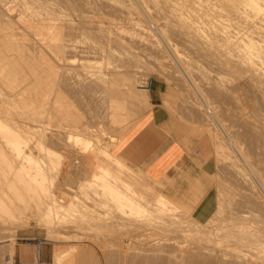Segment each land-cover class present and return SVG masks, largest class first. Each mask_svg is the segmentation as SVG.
Returning a JSON list of instances; mask_svg holds the SVG:
<instances>
[{
	"label": "rangeland",
	"instance_id": "rangeland-1",
	"mask_svg": "<svg viewBox=\"0 0 264 264\" xmlns=\"http://www.w3.org/2000/svg\"><path fill=\"white\" fill-rule=\"evenodd\" d=\"M106 1H108V2H106L105 4L102 2V0L101 1H99V0H73L74 3H71V0H64V1L62 0V4H61V0L57 1L59 4H57V2H56V5L57 6L61 5V7L59 8L60 10L57 9V7H54L55 8L54 12L57 11V13L59 14V11L60 12L62 11L63 14L65 13L63 16V15H61L62 14V12H61L59 16H61V18L64 17L66 21L64 20V18L61 19L60 17H58L57 16L58 14L55 13L54 14L55 23H57L58 28H59V26H60V28L61 27L64 28V26L65 27L67 26V24L63 23V21H65V23H69L70 28L68 26L66 28H67V30L69 28L70 32H68L69 30L67 31L66 28H64V29L61 28L62 31L66 30V31H63V32H65L64 36H62L63 35L62 31H59L60 32V39L59 40H63V41L60 42V41L56 40L55 42H56V44H57V42H58V44L59 43L61 44L63 42L62 43L63 45H67L68 50H70V54L75 53L74 55L69 54L70 59H71V56H72V59H76V60L70 61V63H69V59H61L58 61V63L61 61L59 63V64H61L60 66L64 65L66 67V65H69L67 67H69L72 70L76 66L80 70L85 68L84 70L94 71V70L100 69L99 67H102V65H105V66H103L101 69H105V67L107 66L106 63H108V62L111 63L110 61H114L113 63H115L116 66L120 65L121 64L120 60L117 57V56H119L118 54L120 52V48L116 47L117 45H115V43L111 44L110 40H108L106 37L103 38V35L100 34L98 36V34L101 31H104L105 29H106V31L110 32L112 35H113L114 31H116V30H120L123 33L129 34L134 29V24L130 25L129 23H135L136 22V24L140 23V25L144 24L142 26H147L149 28V30H151L152 33H154L153 35L155 36L154 39H155L156 43H158L157 41H159V43L157 44L158 46L156 45L155 46L156 48L153 46V47H147L144 49V48H140L138 46L136 47V45H129L127 47L128 50L127 49L126 50L130 51V52L133 51L137 55V57L139 58L136 60V61L139 60V62L138 63L136 62L134 65V66H136L135 71L137 73L135 75H133L130 80L126 79L127 77L122 76V75H121V77L119 75L120 78L116 77V79H114L113 77H111V78L108 77L107 81H109V80L113 81V80H111L113 78L114 81L115 80L118 81L115 85H117V84L118 85L115 87V85L112 84V86H111L112 82L109 81L110 83L108 84L109 86L106 88L107 90L105 89L106 91L104 89L102 91V86H97V84L95 85V83L90 82L91 84L89 83L90 84L89 86L94 85V87L93 86L92 87L96 88V89H92L91 87L88 86L89 92H91V93H88V91H87L88 89L86 90L87 93H85L86 91H83V92L87 95H90V94H91V96L93 95L92 101L89 100V99H91V97H89L85 94H84L85 96L84 95L81 96V94H83V93L80 91L74 92V93L72 91H70L68 93L66 92L67 95L66 94L63 95L65 98H67V100L69 99L68 102H70V103L72 102L71 104L75 103V105H73V106H71V104L69 103L70 104L69 110H71V112L74 111L75 113L77 112L76 110H78L77 114L81 116L83 122L86 121L85 122L86 125L89 123L87 125V127L90 128L92 131H94L92 133L93 135L91 134L89 136V133L88 134L83 133V132L80 133L79 131L77 133L76 129L72 128L69 123L68 124L65 123L64 125H66V126L63 125L61 128L58 126L55 127V124L53 122L54 119H51L52 117L49 118L51 116V114L54 113V108L52 106L53 99L51 98V97H53L52 96L53 91H51L52 89L49 92V94L51 93L52 95H50V98L47 97V99H49L48 100L49 104L51 103L50 108L52 107V109H50V111H49V108L47 106V108H48L47 112L49 114H47V115L44 114L43 116L40 115L43 118L42 117L36 118L35 121H31V119H30L32 114L30 115L28 120H25L26 115L23 116L24 122L22 121V123H24V125H25L24 126L25 130H26V128L29 129L28 130L29 133H25L26 135H28L27 141L29 139V141H28L29 146L27 144L26 147L24 148L25 149L24 151H25V153H28L29 155L31 153V156L34 155L33 157H35V159L38 158L37 161L39 160L38 162H40L39 164H41V166L39 164L38 165L44 170L43 171L41 169V171H42L41 175L44 174V177L46 175V177H45L46 181L44 184L46 185V188L48 187L49 190L47 189L48 190L47 193H45L42 189L40 190V192L38 191L39 197H37L38 199H37L36 203L38 205V210H40V211L37 212L36 218H34V219L32 218L31 220H29V223L26 225L19 226V227H16L14 229L12 228L13 230H11V229L0 230V264H14V258H15V255L17 253L18 247L21 248L22 257H25L27 254L32 256L33 259L28 261V262H30L28 264L33 263L35 260L36 250H35V247H30V245L28 246V244H26V242L28 240H30L31 243H36L38 239H41L43 241L42 244L47 247V251H48V255H49L48 262L50 264H52V263L55 264L56 258L58 256L63 257L62 263H60V264H212V263L217 264L218 261H214V260L205 258V256L197 255V254H195L194 250L191 248H192V246L195 247L194 243H198L197 238L202 239L201 237H203V234L201 236V234L197 232V229H198V226L200 225V222L202 221L201 224L205 225L207 220L211 219V218H209V216L210 215L213 216L215 214V212L217 213L218 210L221 213L227 215V219L229 221L227 219H225V220H226V222H230V225H231L230 227L232 229L234 228V227H232L234 224H237V223L239 224V222H240L242 225L249 227V229H251V232L254 233V231H255L256 233H254V235L260 233L259 234V236L261 235L260 238L258 237V235L257 236L253 235L252 237H253V239H255L254 237L259 238L258 241L259 242L261 241L260 243L264 244L263 243V241H264V218H263L264 217V183H263L264 182V149H263L264 148V145H263L264 144V138H263L264 135H263V137L261 136L262 134H264V128L260 130V128L264 127V112H263L264 111V108H263L264 105L261 101V97L256 96V95H258V93H257V91H255V89H253L249 85L247 86V84L245 82L240 81L241 87L239 86L238 88H236V90L235 89L232 90V93H234L235 95H237V92L239 93L236 97H237V100H240V102L239 101H236V102L230 101V97H229L230 88H226L227 91L224 89L225 94L222 93V97L220 100L219 97L217 96V93H216V91H217L216 82L218 81L216 79L217 78L216 73L218 74V76H220V75L224 76V73L227 74V75L225 74L226 76H230V73L228 75V72H226L227 70L222 69L224 67L221 64V61L217 60L218 57L220 59V51H218V52L216 51L219 48H217L215 50V53L217 52V54H213L216 57L212 56L211 58L207 57V59H206L205 58L206 56L204 55V49H202L204 47H202V45L200 43L192 42V43H194V45H193V44H191V42H189V40H187L185 38H184L185 41L180 42V41H182L183 38L181 39L180 37H176V35H171V33L169 32L167 37L170 38V40H171V42H173V44H176L177 50H179L178 53H180L181 56L182 57L184 56V58H185V60H182V62H181L183 65L182 64L181 65L183 67L185 66V68L187 67V70L191 71L190 72L191 77H189V76L186 77V75L181 70L180 62H178V60L175 59V57L172 55V53L169 51V49L161 41V39H160L161 37L158 35V32L155 28L156 23L154 22V19H156L155 17H157V15H158L157 19L167 16L168 19H166V20L169 22L171 21V19L168 17L169 12L167 10H162V12H160L161 13L160 15L159 14H153L154 19L151 20L144 14V12L142 10L143 6L148 5V4H149L148 6H150L149 0L148 1L147 0L146 1L141 0L143 2L145 1L146 3L145 2L142 3L140 0H139V2H138V0H132V1L125 0L124 2L122 0H120L122 3H124V4L126 3V5H127V6L126 5L123 6V4H121L119 2V4H121V6L124 7V9L126 7H129L127 9H125L123 13L118 12L114 8L111 7L112 3H113V5L115 3L116 6H120L118 3H116L119 0H112V1L110 0L112 3L109 0H106ZM54 2H55V0H54ZM63 2H65V3H63ZM67 2H68V5L66 4ZM147 2H149V3H147ZM212 2L215 3L216 1L214 0ZM64 4H66V5H64ZM216 4L218 5L219 3H216ZM56 5H54V6H56ZM62 5H64V6H62ZM70 6L74 7V8H71ZM75 6H77V8L80 7L79 10L77 9L76 12H75V10H76ZM63 7H65V8H63ZM102 7H104V8H102ZM83 8H85V9H83ZM69 9L70 10L72 9V10L70 11ZM73 9H75V10H73ZM112 9L116 12H114V11L112 12ZM129 9H130L131 13H130V11H128ZM217 9L220 10V8H218V6H217ZM125 11L128 13H125ZM82 12H84V13L82 14ZM164 12H166V13L164 14ZM220 12H222V11L220 10ZM68 13L69 14L72 13V15H69ZM216 15L220 16V13L213 14L212 15L213 18L211 16V19H214V21L219 20L220 18H223V17H224L223 19H225V16L219 17V19H218L217 18L218 16H216ZM84 16H86V18H87V19L83 18L85 21V26H87L86 25V23H87L90 28H87L88 27L87 26L85 29V27H82L84 25H82V26L80 25L82 22H84L83 19H82V21H80L81 18ZM127 16H129L130 19H128L129 17H127ZM169 16H170V13H169ZM66 17L67 18L70 17L72 19V21H71V19L70 20L68 19V21H71L72 24H71V22L67 21ZM56 19H58V20L56 21ZM223 19H220V20H223ZM87 20H91V21H87ZM137 21H138V23H137ZM89 22L90 23L92 22L93 28L91 27V24H89ZM115 23H116V26L113 27V25H115ZM151 23H152V25L154 24L153 25L154 27L151 25ZM62 24H64V26ZM119 24H120V26L122 25L121 29L119 27ZM123 24H125L126 27ZM150 25H151V27H149ZM72 26H74L75 29H71ZM79 26H81L82 29L79 28ZM128 26L130 27V29ZM16 27L18 28V29L16 28L17 31H19V32L22 31V29L19 26H16ZM99 27H101L102 29H100ZM19 28H20V30H19ZM114 28H116V29H114ZM131 28H133V29H131ZM107 29H109V30H107ZM125 29H126V31H125ZM91 30L95 33V35L93 34V32H91ZM85 31H86V33H85ZM88 31L91 32L93 34V36H91V33L89 36ZM97 31H99V32H97ZM61 36L64 37L65 40ZM171 36H173V37H171ZM66 37H67V39H66ZM156 37L158 39H156ZM67 40H68V43H66ZM55 42H53V43L55 44ZM101 42H103V43L105 42L104 43L105 45L102 46L103 43H101ZM97 43H100V44H97ZM91 44H94V45L91 46ZM84 45L86 47H84ZM106 45H107V47H106ZM93 46L94 47L95 46H101V47L105 46L106 48H109L111 46L110 47L111 50L114 46L113 50L114 51L116 50L115 53L116 54L118 53V54L117 55L115 54L116 56H112L111 59L108 58L107 55L105 58V55H103L104 52L102 51L103 54L99 55V54H101V51L98 52L97 50L94 49ZM71 47H73V48H71ZM89 47L93 48V49L89 50ZM115 47H116V49H115ZM198 47L199 48L201 47L199 51L196 50ZM85 48H87V49H85ZM90 51H95V53H93V52L90 53ZM88 52H89L90 56L88 55ZM97 52H98V54H97ZM195 52H198L197 53V55L199 54L198 57L196 54H194ZM199 56L201 59L199 58ZM113 57L116 59V61L113 59ZM213 58L214 59L217 58V59H215V62H214ZM84 59L88 60V61H86L87 64L84 63L85 65H83L81 62V60L83 62H85ZM104 59H105V61H104ZM211 59H213V60H211ZM65 60L67 63L65 62ZM62 61H64V63H62ZM193 61H195V62H193ZM211 61H213L214 63ZM71 62L72 63L75 62V63H73L71 65ZM188 62H189V64H188ZM113 63L111 64V66L114 65ZM194 63H196V64H194ZM90 64H92V66H95V68L92 67ZM70 65H71V67H70ZM189 65H190V67H189ZM218 65H220V66H218ZM72 66H74V67L72 68ZM221 66H222V68L220 69ZM82 67H84V68H82ZM96 67H98V68H96ZM77 68H75V69H77ZM88 68H91L93 70H90ZM194 69H196V70H194ZM160 70H162V71L166 70L165 73H167V75L165 73L163 74L162 72H160ZM198 70H199V72L201 71V73L202 72L204 73V75L202 74L203 79L205 77L206 78L208 77L209 79L207 78L208 79L207 80L205 78L204 79L205 81H203L201 74L198 72ZM222 70H223V72H222ZM209 75H210V77H209ZM223 76H221V77H223ZM226 76H224V78H225L224 80L226 81V82L225 81L224 82L227 84V87H228V83L230 82L231 77H228V79H226L227 78ZM117 78H119V79H117ZM121 79H124V80H121ZM198 79H199V82H198ZM210 79H211V81H210ZM132 80H133V82H132ZM215 80H217V81L215 82ZM120 81H122L123 83L125 82V84H127L131 81L132 86H130L128 84L125 86L123 84V87L125 86L123 89L122 84H120L121 86L119 85ZM150 81H156V82H158L164 86V91L162 93V100L160 102L161 114H162V118L164 120V124H165L168 131L176 134L182 140L188 154L191 156H194L195 162L197 165V169L194 173V180H193L194 182L190 186L189 191L182 193L181 197L178 198L177 200H175L176 202H179V203L173 202V204H174V206H173L174 210L172 212L173 216H170V217L168 216V217H165L164 219L163 218H161V219L153 218L152 222L151 221L150 222H145V221L143 222L142 220H140L138 218L128 217L127 211L130 214L131 210L129 208L125 209L122 207H120L121 208L120 209L119 208L120 205H117V202L114 201L115 200L114 198H116V196H112V197L110 196L111 199L107 198L108 197L107 194L109 192H115L114 194L116 195L117 193H119L121 191V188L119 189V186H118L120 184L116 185L113 189H111V191H110V189L103 191V189H101V188L94 187L96 189H93V187L88 185V182H90L91 177L97 172V170L99 172L103 173L104 175H106V173H107L105 170H101V171L99 170L101 160L99 159L98 156L96 157L95 153H91L93 151L92 149L95 148V145L98 146L99 148H102L103 150H106L111 155L116 157V155L113 153L112 149L115 146V144L117 143L120 134L122 132H124L125 130L128 131V129L139 120V118L144 114V112L147 111L149 109V107L151 108L149 93L147 95L145 94L146 97L148 96L147 97L148 103H146V102L140 103V101L138 102V100L136 101V99H135V98H138V99L142 98L143 99V96H144L143 92L146 90L147 85L149 87ZM202 82H204V83H202ZM244 84H246V85H244ZM212 86H214V87L212 88ZM99 87H101V88H99ZM111 87L116 88V89L114 88V91H113V89H111V92H116V93H118L117 88L119 87V90L121 91V92L119 91V94L121 93L120 94L121 96L116 95V97H118V98H114L115 97L114 96L113 99H111L110 97L113 96L112 95L113 93H111L110 96H108L109 93L108 94L106 93V92H108V88L110 89ZM198 87H200V89ZM241 88L244 89L243 93L241 91ZM94 90H96L97 94L93 93ZM97 90L99 92H97ZM122 90L125 91L126 95L125 94L123 95L124 91H122ZM212 90H214L215 93ZM238 90L241 91V94ZM247 90H249V91H247ZM227 92H228V96L226 95ZM71 93H73L74 95ZM78 93L79 94L81 93V94L79 95ZM128 93H130V94H128ZM212 93H214V94H212ZM75 94L76 95L78 94L79 97H78V95L75 96ZM103 94H104V96H103ZM211 94L213 96L216 94L215 96H217L218 98L215 96L214 97L217 100L215 98H211L212 97ZM251 94H254V95H252L253 97L251 96ZM72 95L74 96L73 98L75 99V101L70 100L72 98ZM94 95H96V96L94 97ZM122 95H123V98L125 99L124 103L126 102L125 105L127 106V108L124 107V109L121 110V112H119L118 115L120 116V119L117 122H115V120L113 119V116H112L114 110L110 111L111 109L107 108L108 109V111H107L106 107H108L109 105H112L113 100L114 101L117 100L116 102H118V104H119V102H121L120 97L122 98ZM105 96H106V99H105ZM75 97L79 98L80 100L76 99ZM80 97H82V98H80ZM83 97H84V99H83ZM126 97H127V100H126ZM101 98H102V100H101ZM103 98L108 103V106H105V104L107 105V103L104 102ZM238 98H240V99H238ZM256 99H257V103H255ZM81 100H86V101H84V103L82 101V103H81ZM129 100H134V101L138 102L137 103L138 106L134 107V105L131 102L128 104ZM219 100H220V102H219ZM253 100H255V101H253ZM77 101L80 102L81 105H80V103L78 105H76ZM89 101H90L91 105L88 106ZM93 101H94V103L97 102L96 103L97 105L94 104ZM213 101H215V102L213 103ZM226 101H227V103H226ZM110 102H111V104H110ZM233 102L235 104H233ZM237 102H238V104H237ZM240 103H242V104L240 105ZM83 104H85L86 107ZM102 104H104V105H102ZM79 105L80 106L83 105V106L81 108H78ZM147 105H148V107H146ZM231 105H233V106H231ZM235 105H237L239 107H237V106L235 107ZM87 106H88V108L90 107L89 108L90 110L87 108ZM97 106L98 107L100 106L99 109ZM102 106H104V107H102ZM132 106H133L134 112L136 110V113H133ZM215 106H216V108H215ZM83 107L85 109H83ZM95 107H97V108H95ZM100 108H103V109L100 110ZM134 108H137V109H134ZM213 108H214V110H212ZM253 108H255V109H253ZM258 108H260V110ZM125 109H126V111H125ZM128 109H130V110H128ZM215 109H217V110H215ZM252 109L254 111H252ZM131 110H132V112H129ZM255 110H257V112H259V113L253 114L255 112ZM25 111H26V109L23 110L24 113H25ZM110 113H111V115H110ZM48 115H49V117H47ZM247 115H248L249 119L251 118V120L252 119L254 120L255 118L257 119V120L255 119V121H253V123L256 122L255 125H253V123H252L251 126L253 127V129H254V127H257V129H259V130H256V131L251 130L252 127L250 125H248L247 127L245 126V128L247 129V130H245L242 118L246 117ZM109 116L114 121L112 119H110ZM257 116H259V117L257 118ZM88 118H89V120H88ZM240 118H241V120H240ZM90 119H93V120H90ZM112 121L115 123H113ZM257 121L258 122L260 121V123L258 124ZM239 122H240V124H239ZM30 123L31 124L37 123L36 125H38V127H39V124H40V127L42 125H44V126L46 125V127L49 129V132H51L52 129L60 130L62 128H63L62 130L64 132L65 131L67 133L70 131L73 132L72 134H74V135H72L71 143H70V145L72 144L71 146H73V149L70 150L68 147H65V146L64 147H62V146L57 147V146L51 145V146H49V149L50 150L52 149L54 151V153L50 156L47 155L43 150L44 148L39 149L37 147L38 140L41 141L43 139H41V138L39 139L38 137H36L37 135L36 136L34 135V133H36V132H33V130L34 131L37 130L36 129L37 126L34 125V127H35L34 128L33 124L31 125ZM236 123H238L239 125H237ZM67 125H69V126H67ZM232 125H236L235 128ZM261 125H262V127H259ZM109 126H110V128H109ZM40 127L38 129H41ZM248 127L251 129H249ZM104 130H106V131H104ZM234 130L236 132H234ZM249 130L254 132V133L256 132V134L253 137H250V138L248 137V139H246V137H244V136H245L246 132ZM257 131H259L260 133L258 132V134H257ZM82 133L85 135H83ZM185 133H187L186 136L184 135ZM231 133H233L232 135L234 137L236 136L234 133H238V135L241 138L237 135V139L232 137L233 138V140H232ZM254 133H252V135ZM79 134H81V135H79ZM240 134H242V135H240ZM246 135L251 136V133L246 134ZM256 135H259V137ZM76 136L77 137L79 136L82 140L79 142H76V140H78ZM91 136L92 137L94 136L96 139H94V137L92 138ZM86 137H88V138H86ZM90 138H91V140H90ZM243 138H245L246 140ZM260 138H261V140L262 139L263 140L261 141ZM35 139H37V140H35ZM83 139H84V141L88 140L87 144L89 143L88 146H90L89 150H87L86 152L84 151V149L83 150L81 149V148H84V146H86L85 143H83ZM242 139L245 142H243ZM235 140L238 142V144L235 143L236 142ZM95 141H96V143H95ZM110 141H112L113 143ZM250 141H252V142H250ZM234 145H236V146H234ZM46 146H47V143H46ZM80 149H81V151H80ZM72 150H73V153L71 152ZM77 150L79 152H77ZM77 155H82L84 157V161L82 162L83 165H81L83 167L85 166L87 169L86 174H84L86 176H84V177L82 175H79V176L77 175L78 169L76 167L79 166V165L75 164V162H76L75 160H78ZM68 156L71 157L70 159L73 160V161L72 160L71 161H72V164L74 165V168L77 170V172L75 169H73V171H71L69 174L64 170V164H65V161L68 160V158H66ZM49 157L52 159H50ZM65 158L67 160H65ZM247 158H249V159H247ZM222 159H223V161H221ZM60 161L63 163L61 164ZM226 161L228 162V164H226L227 163ZM50 162L53 164H51ZM57 162H58V164H57ZM60 164L62 165V167L59 166ZM235 164H236V166H235ZM237 165H238V169L239 168L241 170L243 169L242 171L240 170L242 172L241 174H240V171L238 169H236ZM42 166H44V167H42ZM230 167L232 168V170ZM255 169L257 172L255 171ZM61 170H63V171H61ZM231 171H233V172L236 171V173L238 172L240 175L238 173H237L238 174L237 175L236 173H233ZM243 173H244V176L242 177ZM260 173H262V174H260ZM129 175H131L132 178L134 177L133 179L136 180V181L135 180L133 181L132 179H130V182L132 181L131 183H133L131 186L135 190L136 189L138 190L137 191L138 193L137 192L133 193V194L131 193L130 194L131 197L136 199V201L140 200L142 202V200H143V202H142L143 204L152 205L151 203L147 204V201L144 198H142V196L147 197L148 199L152 198V196H150V192L148 191V189L147 190L144 189L145 187L146 188L150 187L147 184L150 182L144 177V175L140 171H138L134 168H131V169L129 168V171H127L125 168L120 166L119 176L126 179L127 177H129ZM245 176L247 178H245ZM78 178H81V180H82V178H84V180H85L84 183H86L87 185L85 184L83 186V188L82 187L80 188L79 182H81V181H79ZM71 179H73L75 181L78 180L79 182L74 181V183H70V182L68 183V180H71ZM138 180H140V181L137 182ZM246 180H248V181H246ZM144 181L147 182L146 183L147 185L145 184ZM63 183H64V185H63ZM66 183H68V184H66ZM138 183H139V185H138ZM140 184H141V186H140ZM150 184H152V183H150ZM78 185H79V187H78ZM152 185L158 190L157 184H152ZM142 187H144V188H142ZM150 188H152V187H150ZM217 188H220L219 189L220 191L217 190ZM126 189L127 188L125 187V190ZM143 189L145 191H143ZM100 191H101V193H100ZM251 192L252 193L255 192V194L257 196L252 194ZM99 193H100V195H99ZM102 193H103V195H102ZM148 194H149V196H148ZM248 194H250V196ZM76 195L83 197L82 202L80 201L81 199H78L75 202L70 201ZM259 195H261V196H259ZM49 196L54 197L57 200V202L51 204V202H49ZM135 196H136V198H135ZM260 197H262V198H260ZM256 198H258V200ZM94 199H95V201H94ZM61 201H63V202H61ZM83 201H85V202H83ZM250 201H251V203H250ZM253 201H255V202H253ZM180 203L186 204L190 208L185 209L180 205ZM252 204L254 205V210H253ZM207 205H210L208 211L204 210V207ZM258 206L260 207V209L258 208ZM239 207H241V208H239ZM255 208H257L259 210L255 209ZM122 209H123V211H122ZM47 212H48V214H47ZM234 213H236V214H234ZM216 215L217 214H215V216L212 217L213 219H211L210 222H212V220L217 218ZM62 216H63V218L70 220L71 222H74L73 224H71V223L68 224V226L71 225L70 231H69V229L63 230V228L58 227V224H56V225L50 224L53 221H56V223H58ZM92 216H93V218H92ZM94 216H96V217L94 218ZM230 217L232 219H230ZM205 219H207V220L204 221ZM222 219H224V218H222ZM197 223H199V225ZM208 223H209V221H208ZM216 225L217 224L212 225L211 228L213 231H215L214 228L216 227ZM156 226H158L159 228L158 227L156 228ZM232 229H231V232H232L231 235H233V236H231V238H230L231 239L230 240V242H231L230 243L231 253L237 254V253H240L241 250L245 253L246 252L248 253L249 250L255 251L256 249H253V248L256 245L257 246L261 245V244L258 245L259 242H257L258 244L254 245L256 243V241H253V244L250 243L249 245L247 243L244 244V243L235 242L236 241V239L234 238L235 231H234V229L232 231ZM259 231H261V232H259ZM61 233L64 235H62ZM197 236H199V237H197ZM25 238H28V239H25ZM138 243H140V244L143 243V244H147V245L150 244V246H152V247L149 246L150 248L148 247V249H147V246H144L142 244L140 245ZM175 243L176 244L178 243V244L176 245ZM179 243H182L183 245L182 244L180 245ZM32 245H34V244H32ZM251 245H254V247H252ZM186 246H187V248H186ZM249 246H251V248H249ZM185 250L188 252H185ZM233 254H230V259L232 261L230 260L229 262H227V264H241V263L242 264H247V263L248 264H253V263L264 264V261H262L261 259H258V258L252 259L251 261H250V259L247 261H244V260H240V259L236 258V256ZM250 255H252V254H250ZM199 257L201 259L202 258L203 259L201 260ZM154 259H156V260H154ZM204 259H205V261H203ZM257 259H258V261H257ZM236 261L237 262L239 261V262L237 263Z\"/></svg>",
	"mask_w": 264,
	"mask_h": 264
},
{
	"label": "bare ground",
	"instance_id": "bare-ground-1",
	"mask_svg": "<svg viewBox=\"0 0 264 264\" xmlns=\"http://www.w3.org/2000/svg\"><path fill=\"white\" fill-rule=\"evenodd\" d=\"M57 1L58 0H55V2H54V0H0V230H5V229L6 230L7 229L13 230L16 227L28 224L29 220H31L32 218L33 219L36 218L37 212L40 211V210H38V205L36 203V201L38 199L37 197H39L38 194H39L41 189L45 193H47L49 190L48 187L46 188V185L44 184L46 181L45 180L46 175H45V177H44V174L41 175V172H42L41 169L42 168L40 167L41 166V164H39L40 162H38L39 160L37 161L38 158L36 157L37 159H35V157H33L34 155L31 156V153L29 155L28 153H25V151H24L25 150L24 148L26 147V145L28 144V141H29V139L27 141L28 135H26L25 133H29V131H28L29 129L26 128V130H25V127H24L25 125H24V123H22V121L24 119L23 116L26 115L25 120H28L30 115L32 114L33 116L31 115L30 119H31V121H35L36 118L42 117L44 114L45 115L49 114L47 112L48 111L47 109L49 108V111H50V109H52V107L50 108L51 103L49 104V102H48L49 99H47V97L50 98V95H52L51 93L49 94L50 90L52 89L51 91H53L52 92L53 97H51V98L53 99L52 106L54 108V113L52 112L53 114H51L50 117H49V115L47 117H49V118L52 117L51 119H54L53 122L55 124V127L58 126L61 128L65 123L66 124L69 123L72 128L76 129L77 133H78V131L80 133L81 132L87 133V134L89 133V136H90L94 131H92L90 128L87 127V125L89 123L86 125V123H85L86 121L83 122L81 116L77 114L78 110H76L77 111L76 113L74 111L71 112V110H69L70 104L72 102L71 103L68 102L69 99L67 100V98H65L63 95L64 94L67 95V93L70 91H72L73 93L80 91L83 93V94L80 93L81 96H83L85 93H87V91H88V93H91V92H89V89H88V86L91 83H95V85L97 84V86H102V91H103V89L105 90L109 86L108 84L110 82H112L111 86H112V84L115 85L118 81H116V80L114 81V79H116V77H119V75H120V77H121V75L125 76V77H127L126 79L130 80L131 77L137 73L135 71L136 66H134V65L136 62L137 63L139 62V60L136 61L139 58L137 57V55L133 51H131V52L127 51L128 50L127 47L129 45H136V47L138 46L140 48L145 49L147 47H153V46L155 47L159 43V41H157L158 43H156V41L154 39L155 36L153 35L154 33H152V31L149 30V28L147 26H142L144 24L140 25V23H138V21H137L138 24H136V22L135 23H129L130 25L134 24V29L131 28V29H133V31L130 32L129 34L123 33L120 30H116V31H114V33L112 35L110 32L106 31V29L104 31H101L98 34V36L100 34L103 35V38L106 37L108 40H110L111 44L115 43V45H117L116 47L120 48L119 54L117 53L119 55L117 57L120 60V63H121L120 65L116 66V64L113 63L114 61L109 60L111 63H109V62L106 63L107 66L105 67V69H101L103 66H105V65H102V67H99L100 69H97L94 71L84 70L85 69L84 67H82V68H84V69H82L83 70L82 71L79 68H77L76 66H75V68H77L78 70L75 68L73 70L70 69L69 67H67L69 65H66V67L64 65L60 66L61 64H59V63L61 61L59 63H58V61L61 59H69V63H70V61H73L76 59H72V56L70 59V56H69L70 50H68L67 45H63L62 44L63 42L61 44L60 43L58 44V42L56 44V42H55L56 40H58L60 42L63 41V40H59L60 39V32L59 31H62V29L66 28L67 26L70 28V24L65 23L66 20L63 17L65 13L63 14L62 11H61L62 12L61 15H63L62 17L65 20V21H63V23L67 24V26L65 27L64 24H62L64 26V28L61 27L62 28L61 29L60 26L58 28L57 23H55L54 14L57 13V11L54 12L55 11L54 7H57V9H59L61 7V5H59V6L56 5ZM99 1H101V0H99ZM122 1L124 2L125 0H122ZM130 1H132V0H130ZM149 1H150V6H148L149 5L148 4V5H145L142 7L144 14L149 19H151V20L154 19L153 14H159L160 15L161 14L160 12H162V10H167L170 13V16L168 13V17L171 19L170 22L166 20V19H168L166 15H165L166 17H162L159 19H157V17H158V15H157V17H155L156 19H154V22L156 23L155 28L158 32V35L161 37L160 38L161 41L169 49V51L172 53V55L175 57V59H177L178 62H180L181 70L186 75V77L187 76L191 77L190 76L191 71L187 70V67L185 68V66L184 67L182 66L183 64L181 62H182V60H185V58H184V56L182 57L180 53H178L179 50H177L176 44H173V42H171L170 38L167 37L169 32L171 33V35H176V37H180L181 39L185 38V39L189 40V42H191V44H193V45H194V43H192V42L200 43L202 45V47H204L202 49H204V55L206 56L205 57L206 59H207V57L211 58L212 56H214L213 54H217V52L220 51V59H219V57H218V59L217 58H215V59L221 61V64L224 68H222V66H221L220 69L222 68V69L227 70L226 72H228V75L230 73V76H226L227 74L224 73V76L227 77L226 79H228V77H231V79L229 78L230 84L228 83V87H227V84L225 83L226 81L224 80L225 79L224 76L220 75V74H219L220 76H218V74L216 73V75H217L216 79L218 80V81L215 80V82L217 81L216 82V86H217L216 93H217V96L219 97L220 100L222 97V93L225 94L224 89L227 91L226 88H230V95H229L230 101L231 102L232 101H235V102L239 101L240 102V100H237V97H236L239 93L236 91L237 95H235L234 93H232V90L233 89L236 90V88H238L240 86V81H243L247 84V86L249 85L250 87L255 89V91H257L258 95H256V96L261 97V101L264 105V0H215L216 1L215 3L212 2L214 0H149ZM74 2H73V0H71V3H74ZM102 2L105 4L108 1L102 0ZM119 2L121 4H123V6L126 5V3L124 4L120 0L116 3L119 4ZM138 2H139V0H138ZM141 2L144 3L143 1H141ZM63 3H65V2H63ZM147 3H149V2H147ZM216 3H219V4L217 5ZM57 4H59V3L57 2ZM61 4H62V0H61ZM66 4L68 5V2ZM66 4H64V5H66ZM121 4H119L120 6H116L115 3H114V5L112 3L111 7L114 8L116 11L123 13L124 10L129 8V7H126L127 6L126 5L125 6L126 8L124 9V7L121 6ZM54 5H56V6H54ZM64 5H62V6H64ZM77 6H75L76 10L73 9V10H75V12L77 11V9L79 10V8H80V7L77 8ZM217 6H218V8H220V10L222 12H220V10L217 9ZM65 7H63V8H65ZM71 8H74V7H71ZM102 8H104V7H102ZM83 9H85V8H83ZM113 11L114 10L112 9V12ZM116 11H114V12H116ZM126 11H125V13H128ZM128 11H130V9ZM61 12L59 11V14L58 13H57L58 15L56 14L60 18H61V16H59V15ZM83 13L84 12H82V14ZM130 13H131V11H130ZM165 13L166 12H164V14ZM218 13H220V16L216 15V16H218L217 17L218 19H219V17H223V16H225V19H223L224 17L220 18L223 20L219 19V20L214 21V19H211V16L213 14H218ZM69 15H72V13H70ZM70 17H68V18L66 17L67 21H68V19L69 20L71 19ZM127 17H129V16H127ZM63 18H61V19H63ZM83 18L87 19L86 16H84L81 18L80 21H82ZM212 18H213V16H212ZM128 19H130V17ZM57 20L58 19H56V21ZM71 21H72V19H71ZM71 21H68V22H71ZM83 21H84V19H83ZM87 21H91V20H87ZM71 24H72V22H71ZM89 24H91V27H92V22L91 23L89 22ZM80 25L81 26L84 25L82 27H85V29L88 26L87 23H86L87 26H85V21L82 22ZM123 25L125 26V24H123ZM151 25H152V23H151ZM151 25L149 27H151ZM16 26H19L22 29V31L21 32L17 31ZM81 26H79V28H81ZM115 26H116V23H115V25H113V27H115ZM121 26L119 24L120 29H121ZM73 27L74 26H72L71 29H75V27L74 28ZM20 28H19V30H20ZM69 28H68L69 31L66 28V30L68 32H70ZM87 28H90V27L88 26ZM99 28L102 29L101 27H99ZM114 29H116V28H114ZM126 29H125V31H126ZM129 29H130V27H129ZM66 30H63V31H66ZM107 30H109V29H107ZM63 31H62V33H63L62 36H64V33H65ZM86 31H85V33H86ZM89 31H88V34L90 36V33L93 31L92 30H91V32H89ZM97 32H99V31H97ZM93 34L95 35L94 32H93ZM93 34L91 33V36H93ZM171 37H173V36H171ZM62 38L64 39V37H62ZM66 39H67V37H66ZM156 39H158V38L156 37ZM183 39L180 42L185 41V39L184 40ZM53 42H55L56 45ZM218 42L219 43L221 42V43L219 44ZM66 43H68V40ZM101 43H103V42H101ZM104 43L102 44V46L105 45ZM97 44H100V43H97ZM92 45H94V44H91V46ZM84 47H86V46L84 45ZM106 47H107V45H106ZM106 47L105 46L104 47L95 46L94 49L97 50L98 52L101 51V54H99V55H102L103 54L102 51H103L104 52L103 55H105V58H106V55L110 59L112 58V56L117 55L115 53L116 50L115 51L113 50L114 46H113L112 50L110 48L111 46L109 48H106ZM116 47H115V49H116ZM71 48H73V47H71ZM200 48L198 47L197 49L196 48L195 49L199 51ZM217 48H219V49H217ZM85 49H87V48H85ZM91 49H93V48L89 47V50H91ZM215 50L217 51L216 53H215ZM92 52L95 53V51H90V53H92ZM98 52H97V54H98ZM197 53L198 52H195L194 54L197 55ZM74 54H72V55H74ZM88 55H89V52H88ZM198 55H197V57H198ZM214 57H216V56H214ZM199 58H200V56H199ZM113 59L116 61V59L114 57H113ZM213 59H211V60H213ZM215 59H214V62H215ZM84 61L85 62H83L81 60L83 65H85L84 63H86V61H88V60L84 59ZM104 61H105V59H104ZM65 62H66V60H65ZM75 62H73V63H75ZM193 62H195V61H193ZM211 62H213V61H211ZM62 63H64V61H62ZM73 63L71 62V65ZM112 63L114 64L113 66H111ZM188 64H189V62H188ZM194 64H196V63H194ZM71 65H70V67H71ZM90 65L92 66V64H90ZM218 66H220V65H218ZM73 67L74 66H72V68ZM92 67L95 68V66H92ZM189 67H190V65H189ZM96 68H98V67H96ZM88 69L93 70L91 68H88ZM194 70H196V69H194ZM165 71L160 70V72H162L163 74L165 73ZM198 72H199V70H198ZM222 72H223V70H222ZM199 73L201 74V77L204 75V73L203 72L201 73V71ZM165 74L167 75V73H165ZM221 76H223V77H221ZM108 77L109 78L113 77L114 79L113 78L111 79L113 81H110V80H109L110 82L107 81ZM209 77H210V75H209ZM119 78H117V79H119ZM202 79H203V77H202ZM204 79H203V81H205ZM211 79H210V81H211ZM121 80H124V79H121ZM121 82L122 81H120L119 85L122 84V87H123V84L125 86L127 84L132 86L131 81L127 84H125V82L124 83L123 82L121 83ZM132 82H133V80H132ZM198 82H199V79H198ZM202 83H204V82H202ZM246 84H244V85H246ZM117 85H115V87ZM92 86L94 87V85H91L89 87H91L92 89H96V88H93ZM124 87H123V89H124ZM213 87L214 86H212V88ZM99 88H101V87H99ZM114 88L113 87H111L110 89L108 88V92H106L107 94L109 93L108 96H110L111 93H113L112 94L113 96L110 97L111 99H113L114 96H115L114 98H118V97H116V95L121 96L120 95L121 93L119 94V91H120L119 87L117 88L118 91L116 90L118 93L111 92V89H113V91H114ZM198 88L200 89V87H198ZM148 90H149V87L147 85L146 90L144 92L142 91L144 93L143 99L142 98L141 99L135 98L136 101L138 100V102L140 101V103H145V102L148 103V101H147L148 96L146 97V95L148 94ZM243 90L244 89L241 88L242 93H243ZM83 91H86V92L84 93ZM94 91H93V93H96V90H94ZM122 91H124V90H122ZM212 91L214 92V90H212ZM241 91H239L240 94H241ZM247 91H249V90H247ZM97 92H99V91L97 90ZM228 92L226 93L227 96H228ZM73 93H71V94H73ZM214 93H212V94H214ZM124 94L126 95L125 91H124L123 95ZM128 94H130V93H128ZM212 94H211V96H212L211 98L217 97V96H215L216 94L214 95L215 97ZM73 95H72V98L74 97ZM77 95L75 94V96H77ZM79 95H78V97H79ZM85 95H87V94H85ZM123 95H122V98L120 97L121 102H119V104H118V102H116L117 100L116 101L113 100L112 105H109V106L105 100L106 96H105V99L103 98L104 102L107 103V105L105 104V106H108V107H106V109L110 108L111 109L110 111L114 110L112 116H113V119L115 120V122H117L120 119V116L118 115L119 112H121V110H123L124 107L127 108V106L125 105L126 102L124 103L125 99L123 98ZM252 95H254V94H251V96ZM87 96L91 97V99H89V100H91V101L93 100V98H92L93 95L91 96V94H90ZM95 96L96 95H94V97ZM103 96H104V94H103ZM72 98L70 100L75 101V99L74 98L72 99ZM75 98L79 99L77 97H75ZM80 98H82V97H80ZM83 99H84V97H83ZM238 99H240V98H238ZM101 100H102V98H101ZM126 100H127V97H126ZM220 100H219V102H220ZM78 101H77L76 105H78L80 103ZM82 101L84 103V101H86V100H81V103H82ZM136 101L129 100L128 104L131 102L134 105V107H136V106H138V104H137L138 102H136ZM253 101H255V100H253ZM214 102L215 101H213V103ZM81 103H80V105H81ZM93 103H94V101H93ZM96 103H94V104H96ZM226 103H227V101H226ZM242 103H240V105ZM255 103H257V99H256ZM110 104H111V102H110ZM233 104H235V103L233 102ZM237 104H238V102H237ZM73 105H75V103L71 104V106H73ZM80 105L78 106V108H81L83 105L86 107L85 104H83L82 106H80ZM89 105H91L90 101H89L88 106ZM102 105H104V104H102ZM148 105L146 107H148ZM47 106H48V108H47ZM88 106H87V108H88ZM216 106H215V108H216ZM231 106H233V105H231ZM236 106L237 105H235V107ZM97 107H95V108H97ZM99 107H98V109H99ZM102 107H104V106H102ZM237 107H239V106H237ZM137 108H134V109H137ZM255 108H253V109H255ZM25 109H26V111L24 113L23 110H25ZM83 109H85V108L83 107ZM102 109L103 108H100V110H102ZM253 109H252V111H254ZM258 109L260 110V108H258ZM128 110H130V109H128ZM132 110H133V106H132ZM132 110L129 112H132ZM212 110H214V108ZM215 110H217V109H215ZM107 111H108V109H107ZM125 111H126V109H125ZM133 113H136V110H135V112L133 110ZM255 113H259V112H257V110H255V112L253 114H255ZM40 115H42V116H40ZM110 115H111V113H110ZM258 117L259 116H257V118ZM109 118H110V116H109ZM110 119H112V118H110ZM242 119H243L242 121L244 123V128H245V126L246 127L248 125L251 126V124L253 123V121H255L256 118L254 120L253 119L251 120V118L249 119V117L247 115L246 117H244ZM88 120H89V118H88ZM90 120H93V119H90ZM240 120H241V118H240ZM260 121L259 122L257 121V123L259 124ZM115 122H113V123H115ZM255 123H253V125H255ZM36 124H33V127H34V125L38 127V125H36ZM236 124L239 125L240 122H239V124L238 123H236ZM262 125L259 127H262ZM64 126H66V125H64ZM67 126H69V125H67ZM232 126L235 128L236 125H232ZM37 127H36L37 130H35V131L33 130V132H36V133H34V135L35 136L37 135L36 137H38L39 139L40 138L43 139L41 141L38 140L37 147L39 149L44 148L43 150L47 155L50 156L54 153V151L52 149L51 150L49 149V146H51V145H54L57 147H59V146L64 147L65 146V147H68L70 150L73 149V146H71L72 144L70 145L72 135H74V134H72L73 132H71V131L68 133L66 131L64 132L62 130L63 128L60 130L52 129L51 132H49V129L46 127V125L45 126L42 125L40 127V124H39V127L41 129H38L39 127L38 128ZM109 128H110V126H109ZM263 128L264 127L260 128V130ZM249 129H251V128H249ZM245 130H247V129L245 128ZM251 130L256 131L259 129H257V127H254V129H253V127H252ZM104 131H106V130H104ZM234 132H236V131L234 130ZM247 132H246V134L251 133V136L245 134L244 137H246V139H248V137L249 138L253 137L256 134V132L254 133L250 130ZM258 132L259 131H257V134H258ZM252 133H254V134L252 135ZM232 134L233 133H231V138L233 137V138L237 139L238 133H234L236 135L235 137ZM79 135H81V134H79ZM83 135H85V134H83ZM240 135H242V134H240ZM259 135H256V136L259 137ZM263 135L264 134H262L261 136L263 137ZM86 138H88V137H86ZM233 138H232V140H233ZM261 138H260V140H261ZM77 139L78 140H76V142H79L82 140L79 136L77 137ZM94 139H96V138L94 137ZM243 139H245V138H243ZM35 140H37V139H35ZM90 140H91V138H90ZM87 141L86 140L84 141V139H83V143H85L86 146L83 145L84 148H81L82 150L84 149L85 152L87 150H89V148H90V146H88L89 143L87 144ZM110 142H112V141H110ZM243 142H245V141L243 140ZM250 142H252V141H250ZM46 143H47V146H46ZM95 143H96V141H95ZM235 143L238 144L237 141ZM28 146H29V144H28ZM234 146H236V145H234ZM81 149H80V151H81ZM92 150L93 151L91 153H95L96 157L98 156L99 159L101 160L99 170L100 171L105 170L107 173H106V175H104L103 173H101L97 170V172L91 177V180H90V182H88V185L93 187V189L101 188V189H103V191H106L107 189H110V191H111V189H113L116 185L120 184V185H118L119 189L121 188V191L119 190L120 191L119 193H117L116 195L114 194L115 192H109L108 194L107 193L106 194L108 196L107 198H110V199L112 196H116V198H114L115 199L114 201L117 202V205H120L119 208L120 207L125 208V209L129 208L131 210L130 214L127 211L128 217L138 218V219L142 220L143 222L144 221L145 222H150V221L152 222L153 218H156V219L163 218L164 219L165 217L173 216V214H172V212L174 210L173 202L171 200L167 199L165 196L157 193L154 189H152L150 187H148V188L142 187V188H144L146 190L148 189V191L150 192V196H152V198L148 199L147 197H143V196H142V198H144L147 201V204L151 203L152 205L143 204L142 203L143 200L141 202L140 200L136 201V199L132 198L130 194L136 193L138 191L137 189L135 190L131 186L133 183H131L132 181L130 182V179H132L134 181L135 180V179H133L134 177L132 178L131 175H129V177H127L125 179V178L119 176L120 166L125 168L127 171H129V168L124 163H122L119 159H117L116 157L111 155L109 152H107L106 150H103L102 148H99L96 145H95V148ZM71 152L73 153V150ZM77 152H79V151L77 150ZM66 158H68V160ZM66 158H65V160H67V161H65L64 170L70 174V172L73 171V169H75V168H74V165L72 164L73 160L70 159L71 157L68 156ZM50 159H52V158H50ZM77 159L78 160H75L76 161L75 164L79 165L78 167L75 166L78 169L77 175L78 176L82 175L84 177V176H86L84 174H86V172H87L86 167L81 166V165H83L82 162L84 161V157L82 155H77ZM247 159H249V158H247ZM221 161H223V159ZM53 163H51V164H53ZM62 163L63 162H61V164ZM57 164H58V162H57ZM61 164L59 166L62 167ZM226 164H228V162ZM235 166H236V164H235ZM42 167H44V166H42ZM236 169H238V165H237ZM231 170H232V168H231ZM238 170L240 171L241 169L239 168ZM61 171H63V170H61ZM236 171L235 172L231 171V172L236 173ZM241 171H240V174L242 173ZM255 171H256V169H255ZM76 172H77V170H76ZM260 174H262V173H260ZM243 176H244V173L242 174V177ZM246 176H245V178L248 177V176L247 177ZM78 180L81 182H79ZM78 180H76V181H78L80 183L79 184L80 188L81 187L83 188V186L86 184V183H84L85 182L84 178H82V180H81V178H78ZM74 181L75 180L71 179V180H68V183L69 182L74 183ZM139 181L140 180H138L137 182H139ZM246 181H248V180H246ZM68 183H66V184H68ZM63 185H64V183H63ZM79 185H78V187H79ZM138 185H139V183H138ZM140 186H141V184H140ZM94 187H96V188H94ZM125 187L128 189V190L126 189L127 191L125 190ZM144 189H143V191H145ZM219 189L220 188H217V190H219ZM100 193H101V191H100ZM100 193H99V195H100ZM252 194L256 195L255 192ZM102 195H103V193H102ZM248 195L250 196V194H248ZM148 196H149V194H148ZM259 196H261V195H259ZM135 198H136V196H135ZM260 198H262V197H260ZM78 199H81L80 201L82 202L83 197L76 195L70 201L75 202ZM256 199L258 200V198H256ZM85 201H83V202H85ZM94 201H95V199H94ZM251 201H250V203H251ZM49 202H51V204H53V203H56L57 200L54 197L49 196ZM61 202H63V201H61ZM253 202H255V201H253ZM209 207H210V205L205 206L204 210L208 211ZM239 208H241V207H239ZM258 208L260 209L259 206H258ZM255 209H257V208H255ZM259 209H257V210H259ZM253 210H254V205H253ZM122 211H123V209H122ZM47 214H48V212H47ZM215 214H217L216 215L217 218L212 220V222H210V220L213 219L212 217L215 216ZM215 214L213 216L210 215L211 217L209 216V218H211L210 220H207V219L204 220V221L207 220L206 223L204 222L205 225L201 224L202 221L200 222V225H199V223H197L199 225V226L197 225L198 226L197 232L200 233L201 236L203 234V237H201L198 234L202 239L197 238L198 243H194L195 247L192 246L191 249H193L195 254H197V255L205 256V258H208V259H211L214 261H218L219 264L220 263L221 264H227V262H229L231 260L230 254H233V253H231V249H230V243H231L230 238H231V236H233V235H231V233H232L231 229L232 228L230 227L231 226L230 222H226V220H225V219H227V215L221 213L219 210L217 211V213L215 212ZM234 214H236V213H234ZM95 217L96 216H94V218ZM92 218H93V216H92ZM222 218H224V219H222ZM230 219H232V218L230 217ZM208 221H209V223H208ZM69 223L73 224L74 222H71L70 220L63 218V216H62L58 223H56V221H53L50 224L51 225L58 224V227L63 228V230L69 229V231H70L71 225L68 226ZM214 224H217L216 227L214 228L215 231H213L211 228L212 225H214ZM157 227L158 226H156V228ZM232 227H234L233 229L235 231V236H234V238L236 239L235 242L244 243V244L247 243L249 245L250 243L253 244V241H256V243L254 245L258 244L257 243V242H259L258 239L261 236V235L259 236L260 233L255 234L256 236L258 235L259 238L254 237L255 239H253L252 236L256 232L254 230H253L254 233L251 232V229H249V227L242 225L240 222H239V224L238 223L234 224ZM233 229H232V231H233ZM259 232H261V231H259ZM62 235H64V234H62ZM199 236H197V237H199ZM260 242L258 244V245L261 244L260 246L256 245L254 247V245H251L252 247H254L253 249H256L255 251L249 250L248 253L247 252L245 253L241 250L240 253L233 254V255H235L236 258H238L240 260H244V261H247L249 259L251 261L252 259H256V258L264 261V244H262ZM263 243H264V241H263ZM138 244H140V243H138ZM141 244L144 246H147V249L150 246V244H148V245L143 244V243H141ZM179 244L181 245L182 243H179ZM251 246H249V248H251ZM30 247H35V250H36L35 259H36L39 247L36 244H34V245L31 244ZM150 247H152V246H150ZM186 248H187V246H186ZM185 252H188V251L185 250ZM249 253L252 255H250ZM62 259H63V257L58 256L56 258L55 264L62 263ZM258 259H257V261H258ZM154 260H156V259H154ZM203 261H205V259ZM253 264H256V263H253Z\"/></svg>",
	"mask_w": 264,
	"mask_h": 264
},
{
	"label": "crops",
	"instance_id": "crops-1",
	"mask_svg": "<svg viewBox=\"0 0 264 264\" xmlns=\"http://www.w3.org/2000/svg\"><path fill=\"white\" fill-rule=\"evenodd\" d=\"M163 91L162 84L150 81L148 93L151 108L128 131L120 134L112 151L128 168L140 171L150 183L157 184L158 190L144 181L157 193L179 203L175 200L189 191L197 165L182 140L168 131L164 124L160 105ZM180 205L185 209L190 208L183 203ZM39 252L43 260H49L46 246L41 244ZM31 259L29 254L22 257L21 248H17L14 264L30 263L28 261Z\"/></svg>",
	"mask_w": 264,
	"mask_h": 264
},
{
	"label": "built area",
	"instance_id": "built-area-1",
	"mask_svg": "<svg viewBox=\"0 0 264 264\" xmlns=\"http://www.w3.org/2000/svg\"><path fill=\"white\" fill-rule=\"evenodd\" d=\"M25 239H28V238H25ZM42 243H43V241H42L41 239H38L36 243H31L30 240H28V241L26 242V244H28V245L36 244V245H38L39 248H40V246H41ZM24 264H28V263H24ZM31 264H49V263H48V261L43 260V259L41 258V256H40V252H39V250H38V252H37V256H36V259H35L34 262L31 263Z\"/></svg>",
	"mask_w": 264,
	"mask_h": 264
}]
</instances>
